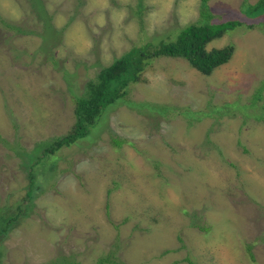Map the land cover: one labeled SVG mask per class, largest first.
I'll return each instance as SVG.
<instances>
[{
  "label": "rangeland",
  "instance_id": "374dc122",
  "mask_svg": "<svg viewBox=\"0 0 264 264\" xmlns=\"http://www.w3.org/2000/svg\"><path fill=\"white\" fill-rule=\"evenodd\" d=\"M257 1L207 4L211 24L237 23L206 47L232 44L226 65L150 59L86 137L51 152L101 69L202 23L200 1L0 0V264H264Z\"/></svg>",
  "mask_w": 264,
  "mask_h": 264
},
{
  "label": "trees",
  "instance_id": "16d2710c",
  "mask_svg": "<svg viewBox=\"0 0 264 264\" xmlns=\"http://www.w3.org/2000/svg\"><path fill=\"white\" fill-rule=\"evenodd\" d=\"M199 1L202 23L198 22L184 27L179 30L174 41L162 42L158 48H153L149 44L140 48H133L114 60L109 66L102 68L96 79L87 84L86 95L76 102L75 122L71 132L56 138L47 150L54 152L86 137L104 111L126 95L125 89L128 85L139 81L140 74L150 59L158 57L181 58L192 69L204 76H209L214 70L226 65L235 52L232 44L211 50H206V47L214 39L221 38L226 31L232 29L237 23L211 24L212 17L207 7L211 0ZM38 7L42 8L41 5ZM255 10L264 13V0H258L254 6L250 7V11ZM42 12L43 9L40 10V17H42ZM160 111L163 112V109ZM114 142L119 144L118 141ZM28 195L29 193L26 194V196ZM12 223V218L0 220V236L8 232ZM58 259L50 264H79L68 258L59 257ZM105 263L119 264L117 261L110 260V257H100L94 264Z\"/></svg>",
  "mask_w": 264,
  "mask_h": 264
}]
</instances>
